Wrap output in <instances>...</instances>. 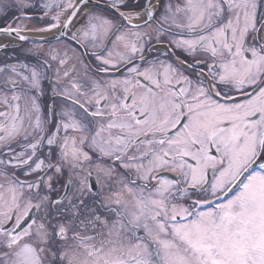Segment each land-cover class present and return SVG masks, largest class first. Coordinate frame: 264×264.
I'll use <instances>...</instances> for the list:
<instances>
[{"label": "snow or ice", "instance_id": "1", "mask_svg": "<svg viewBox=\"0 0 264 264\" xmlns=\"http://www.w3.org/2000/svg\"><path fill=\"white\" fill-rule=\"evenodd\" d=\"M0 264H264V0H0Z\"/></svg>", "mask_w": 264, "mask_h": 264}]
</instances>
